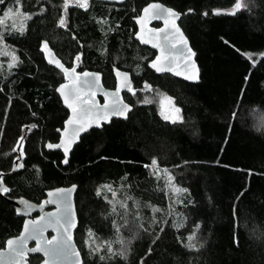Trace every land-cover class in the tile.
<instances>
[{"label":"trees","instance_id":"trees-1","mask_svg":"<svg viewBox=\"0 0 264 264\" xmlns=\"http://www.w3.org/2000/svg\"><path fill=\"white\" fill-rule=\"evenodd\" d=\"M151 2L182 14L179 24L201 70L198 83L149 68L155 52L136 40L134 18ZM234 2L89 0L87 10L70 4L67 27H61L63 0H6L33 15L23 35L5 32V41L22 63L0 69V178L9 189L3 195L41 203L46 191L77 185L75 241L83 264H264V124L257 126L252 117L264 113V0H244L248 8L235 15L213 13L231 9ZM3 9L0 5V15ZM44 40L66 66L102 73L108 88L115 87L114 67L136 79L143 76L150 85L147 91L137 88L134 95L124 92L132 105L128 118L112 119L82 136L67 166L60 151L45 149L47 142L59 141L57 129L65 115L56 92L62 75L46 63ZM154 90L174 100L180 121L164 120L156 104L144 103L143 96ZM153 159L188 190L178 205L165 181L152 174ZM16 162L20 167L11 172ZM105 184L119 199L125 194L133 198L125 201L127 211L119 200L112 212L104 199H113L107 189L97 195ZM4 196L0 249L21 232L24 221ZM149 205L164 211L154 213ZM181 222L183 227H173ZM87 229L97 243L110 241L117 252L123 239L127 261L116 256L101 262L90 256L84 243ZM192 233L197 247L187 248ZM35 257L29 264H39L41 256Z\"/></svg>","mask_w":264,"mask_h":264},{"label":"snow or ice","instance_id":"snow-or-ice-1","mask_svg":"<svg viewBox=\"0 0 264 264\" xmlns=\"http://www.w3.org/2000/svg\"><path fill=\"white\" fill-rule=\"evenodd\" d=\"M16 4H19V0H16ZM70 4H74L78 8L87 10L90 6L89 0H63L64 15L59 18V26L67 27L66 16ZM0 5H4L3 15L0 16V56L10 57L7 61L8 69L11 70L18 63H22L19 57L16 55L14 50H10V46L5 43V32L11 34L13 31H18L21 35L25 32V22L31 19V13H25L21 10V7L16 5H8L6 0H0ZM248 5L244 3V0H235L233 6L229 10L213 9V13L216 15L221 14L225 11L226 14L235 15L241 9H247ZM44 9H41L43 12ZM193 11L192 9L188 10ZM144 15L137 18V23L141 25L140 33H137V38L141 43H151L154 48H160L161 55L157 56L151 63V67L157 72L163 71H174L170 66L171 58L164 55L165 50H171L176 45H181L178 49L181 55L191 52V49L187 47V40L183 35V32L176 24V20L180 17L181 13L175 11L170 7H165L161 3H150L147 7L143 8ZM204 15H208L207 12ZM150 19H162L164 21V28L149 29L148 35L145 36L144 29L145 24ZM7 21H11V24H7ZM103 23H107L104 20ZM111 30V29H109ZM44 49L51 51L48 48L47 42L44 43ZM264 56V53H260ZM252 59V56H248ZM81 59V54H77L76 60ZM49 63H54L55 66L60 69L64 75V79L67 83L60 84L59 88L56 89L60 96L63 98L64 104L71 110V115L64 122L63 135L60 138L58 144H48L49 148H62L65 154L64 163H67V154L71 149L72 145L76 143L81 136V133L87 132L93 125L96 127L102 126V123L109 122L113 116H123L125 118L127 112L130 110V105L124 103L120 97L122 89H126L133 95L134 90L131 85V81L128 77V73L116 72L118 79L116 91L107 92L102 89L99 84L100 74L90 73L84 71L78 73L75 67H65L59 60L49 59ZM255 63V61H254ZM2 68V63H0ZM177 75L181 73L177 72ZM123 77V79H120ZM188 79H196L195 75L186 77ZM3 91V89H0ZM97 92H103L104 103L100 104L96 100ZM171 99V98H167ZM150 101L145 98L144 103ZM178 112L179 109H176ZM35 115V113H33ZM163 115V113H162ZM235 113H233V117ZM169 119L168 116L164 117ZM36 127V125H32ZM23 139V137H21ZM146 167H148L146 165ZM153 168V175H156L159 179V172L161 171L158 167L157 160L153 159L151 163ZM166 174L165 188H168L173 193L187 192V189H181L177 187L172 181L174 177L168 171V169L162 170ZM75 185L72 188H57L54 191L48 192L49 199L45 200L44 204H55L57 210L52 213H48L46 216H41L37 220L27 219L23 221V231L15 238L7 240V249L0 252V264H27L26 257L31 253H42L44 259L42 264H82L80 260V254L72 244V229L76 226V219L71 204V193L75 189ZM123 187V185H122ZM101 189H107L112 193L111 200L105 195L104 199L112 206V212L116 213V197L117 192L112 188L110 184L102 185L101 188L97 189V195L101 194ZM9 189L0 184V192H8ZM133 199L131 196L125 194V199L120 201V207L127 211L128 205L126 200ZM179 202V201H177ZM20 203L25 205L24 214L27 215L31 211L32 205L27 201L21 199ZM152 207L154 213L163 212L164 210ZM139 207V204H137ZM174 210L171 204L167 210V214L171 215ZM153 224L157 223V219L154 216L152 218ZM166 222V221H165ZM183 222L174 223L173 227L177 229L183 227ZM48 227H51L56 233L51 239L44 236V232ZM140 228H144V224L140 223ZM198 227V226H197ZM119 232V228L116 229ZM147 231V229H145ZM88 239L84 241L88 248V254L92 257H97L99 261L112 260L114 257L119 256L121 259L127 261L129 248L126 246L125 241L120 239L118 242L121 245L119 252L114 251L110 241H101L97 243L95 234L91 229H87ZM195 239V233L188 236V243L185 245L187 248H196L197 245L193 243ZM29 240L36 241L35 248H28L27 243ZM238 243V242H237ZM202 246V245H201ZM106 249V251H105ZM151 252V249H149ZM35 259H40L35 257ZM143 264V261L140 262Z\"/></svg>","mask_w":264,"mask_h":264},{"label":"water","instance_id":"water-1","mask_svg":"<svg viewBox=\"0 0 264 264\" xmlns=\"http://www.w3.org/2000/svg\"><path fill=\"white\" fill-rule=\"evenodd\" d=\"M106 1H117V2H119V1H121V0H106ZM151 3H161V2H151ZM149 4H150V3H149ZM161 4H163V3H161ZM163 5H164L165 7H169V6L165 5V4H163ZM147 6H148V5H146L145 7H147ZM170 8H172V7H170ZM172 9H173V8H172ZM174 10H175V9H174ZM175 11H176V10H175ZM142 15H144V13H143V9L141 10V13H140L139 16H142ZM139 16H137V17L134 18V23L136 24V27H137V31H136V33H135V38H136V40L140 43L141 46L148 47V48H150V49H152V50H154V51L156 52L155 57H154V58L148 63L149 68H150L154 73H156V74H158V75L169 74V75H171V76H173V77H175V78L181 79V80H183V81H185V82H188V83H192V84H196V83H198V82L200 81L201 70H200V67H199L198 62L196 61V54H195V55H191V53H186V55H181L180 52L178 51V49H179L180 47H182L181 45H176L175 48H173V49H171V50H167V49H166V50H165V53H164V55H167V56H169V57L171 58V64H170V66L174 69V71H163V72H157L154 68L151 67V63H152V61H154V60L156 59L157 56H160V55H161V50H160V48H154V47L152 46L151 43H148V44L141 43L140 40L137 38V35H136V34H137V33H140V31H141V25H140L139 23H137V18H138ZM181 17H182V14H181L180 17L176 20V24H177V26L180 28V30L183 32V35H184V37H185L186 40H187V47L191 49V52H192V53H195V51H194V50L192 49V47H191V43H190L188 37L186 36V34L184 33L183 29L181 28V26H180V24H179V21H180ZM155 22H159V23L161 24V26H160V27H155V26H153V24H154ZM164 27H165V25H164V21H163L162 19H150V20H148V21L146 22V24H145L144 34H145V36H147V35H148V30H149V29L164 28ZM45 42H47V41H46V40L42 41L41 50H42V52H43L44 59H45L46 63H47L49 66H51V67L57 69L58 71H60V72L62 73V71H61L60 69H58V68L55 66L54 63H52V64L49 63V59L51 58V59H54V60H59V61L65 66V67H67V66H66V65L62 62V60L58 57V55H57L56 52L53 50V48H51V46L49 45L48 42H47V44H48V48L51 49V51L49 52V51H47L46 49H44V43H45ZM86 71H87V72H90V73H98V74H100L99 84H100V86L102 87V89H103L104 91H107V92H114V91H116V87H117V83H118V79H117V76H116V72H117V71H119V72H121V73H125V72L128 73V77H129V79H130V81H131V85H132L133 90H136V89H137V86L135 85L134 81L132 80L131 73L128 72V71H125V70H122V69H119V68H116V67L113 68V73H114L115 81H116V83H115V87H114V88H107V87L104 86L103 81H102V73L97 72V71H90V70H86ZM177 72H179V73H181V74H180V75H177V74H176ZM78 73H79V72H78ZM81 73H82V72H81ZM192 75H195V76H196V79H188V78H186V77H188V76H192ZM120 79H123V77H120ZM62 83H67V81L64 79V82H62ZM62 83H61V84H62ZM59 86H60V84L57 86V88H59ZM149 87H150V85H149V83L147 82V80H143V82H142L141 85H140V89H142V90H144V91H147ZM57 88H56V89H57ZM56 92H57V91H56ZM124 92H128V91H127L126 89H122L119 95H120V97L122 98V100L124 101V103L130 105V104H129L128 102H126L125 99H124V95H123ZM128 93H130V92H128ZM57 94H58V96L61 98V100H62V102H63V106H64L65 108L69 109V108L64 104L63 98L60 96L59 92H57ZM100 98H103V100H104L103 92H97V94H96V100H97L99 103H100ZM103 103H104V102H103ZM103 103H100V104H103ZM69 111H70V115H71V110L69 109ZM131 111H132V105H130V110H129V111L127 112V114H126V117H127V118H128V115L130 114ZM70 115H69V116H70ZM127 118H125V117H123V116H113V117L111 118V120H112V119H123V120H126ZM67 119H68V118H67ZM111 120H110V121H111ZM110 121H109V122H110ZM109 122H104V123H102V126H103V124H106V123H109ZM102 126H100V127H96L95 125H93L91 128H89V129L87 130V132L81 133L80 139L82 138V136H84L85 134H87V133L90 132L91 130H93V129H101ZM58 132H59V134H60V138H61L62 135H63V129H58ZM60 138H59V141H58L57 143L47 142V143L45 144V149H46L47 151H60V152L62 153V155H63L62 163H63L64 166H67L68 163H69V160H70L71 152H72L74 146L80 141V139H79L76 143H74V144L72 145L71 149L69 150V152H68V154H67V161H68V162H67V163H64L63 161H64V159H65V154H64V151H63L62 148H55V147H54V148H49V147H47L48 144H53V145L58 144V143L60 142ZM19 167H20V163H19V162H16V163L14 164L13 169H12L11 172L17 171V170L19 169ZM0 184H2L4 187H7L6 184L4 183V181H3L1 178H0ZM72 186H73V185H71V186H67V187H58V188L69 189V188H72ZM75 186H76V187H75V189L72 191V193H71V197H70V199H71V204H72V209H73L74 216H75V219H76V226L71 230V231H72V241H71V242H72L73 246H74V247L77 249V251L79 252V254H80V257H79V258H80V260L82 261V264H83V263H84V260H83L82 254H81V252H80V250H79V248H78V246H77V244H76V241H75V232H76V230H77V228H78V225H79L78 214H77L76 203H75V197H76V193H77V189H78V188H77V185H75ZM55 189H57V188H55ZM55 189H51V190L46 191V197L42 200L41 203L33 202V201H31V200H29V199H27V198H25V197H18V198H9V197H5V196L3 195L4 192H0V196H4V198H5L10 204L13 205V207H14V209H15L16 214H17L18 217H23V218H25V220H27V219L37 220V219H39L41 216H46L48 213H52V212H55V211L57 210V206H56L55 204H44V203H43L45 200L49 199V197H48V192H50V191H54ZM21 199L27 201L29 204L32 205L31 211L28 212L27 215L24 214V212H25V205L22 204V203H20ZM49 208H51V210H49ZM33 215H37V216H36L35 218H31ZM22 231H23V225H22L21 232H22ZM21 232H20V233H21ZM20 233H19V234H20ZM49 233H51V236H49ZM19 234H18V235H19ZM18 235H17V236H18ZM56 235H57V233H56L51 227H48V228L46 229V231L44 232V236H45L46 238H48V239H51L53 236H56ZM17 236H13V237H10V238H8V239L15 238V237H17ZM8 239H7V240H8ZM6 242H7V241H6ZM32 243H34V246L31 247L30 245H31ZM7 247H8V246H7V243H6V244H5V247L2 248V249H0V252L5 251V250L7 249ZM27 247L30 248V249H31V248H35V247H36V241H35V240H29L28 243H27ZM35 255H40V256L44 259L42 253H31V252H30V253L28 254V256L26 257L27 264H29V258H30V256H35ZM40 264H42V261L40 262ZM69 264H72V262L70 261Z\"/></svg>","mask_w":264,"mask_h":264},{"label":"rangeland","instance_id":"rangeland-1","mask_svg":"<svg viewBox=\"0 0 264 264\" xmlns=\"http://www.w3.org/2000/svg\"><path fill=\"white\" fill-rule=\"evenodd\" d=\"M2 15H0V16H2ZM6 23L10 25L11 21H7ZM26 23H27V21L25 22V26H26ZM5 43L8 45V43L6 41H5ZM10 50H14V49L10 48ZM9 59H10V57L0 56V63H2V68H0V69H5L7 71L9 70L8 66H7V61ZM115 61H118V59H116ZM138 69H140V68H138ZM136 73H137V75L141 74L140 71L136 72ZM145 98H147V100L150 101L149 103H154L159 107V113L164 120H168L170 122H177V121H180L182 119V113H181L180 108L175 104L174 100L170 96H168L167 94H165L159 90H154L150 94L143 96L144 101H145ZM167 98H171V99H167ZM176 109H179V111L177 112ZM162 113H163V115H162ZM165 116H168L169 119H165L164 118ZM252 117H253L254 123L257 126H261L259 124H264V113L257 112L255 114H253ZM151 169L153 171V168H151ZM159 169L161 170L159 172V178H162L165 181L166 174L162 171L163 169H161V168H159ZM172 183H174L177 187L181 188L180 186H178L175 183L174 180L172 181ZM168 190H169L168 192L170 194L172 193L174 204L178 205L179 203H181L182 196H183L184 192L173 193V192H171L170 189H168ZM119 200L121 201V199H119L117 196L116 197V203H118ZM177 201H179V202H177Z\"/></svg>","mask_w":264,"mask_h":264},{"label":"flooded vegetation","instance_id":"flooded-vegetation-1","mask_svg":"<svg viewBox=\"0 0 264 264\" xmlns=\"http://www.w3.org/2000/svg\"><path fill=\"white\" fill-rule=\"evenodd\" d=\"M153 26H155V27H160L161 26V24L159 23V22H155L154 24H153ZM154 51V50H153ZM155 52V51H154ZM155 55H156V52H155ZM155 55H154V57H155ZM63 62V61H62ZM67 67H69V66H67ZM72 67H75V66H72ZM76 68V67H75ZM76 71L77 72H79V73H81V72H84V71H79V70H77V68H76ZM86 71V70H85ZM61 75H62V80H61V82H60V84L62 83V82H64V75H63V73H61ZM132 77V80L134 81V83H135V85L137 86V88H140V85H141V83L143 82V80H146V79H144L143 78V76H140V77H138L137 79L136 78H134L133 76H131ZM105 86V85H104ZM106 87V86H105ZM108 88V87H107ZM114 88V87H113ZM59 102H60V105H61V107L63 108V115H65V119H64V122L67 120V118L69 117V115H70V111H69V109H67V108H65L64 106H63V102H62V100H61V98L59 97ZM104 102V100H103V98H100V103H103ZM63 126H64V123H63ZM63 126L61 127V128H59V129H63ZM57 132H58V129H57ZM59 133V132H58ZM59 138H60V134H59ZM49 210H51V208H49ZM37 215H33L31 218H35ZM24 220H25V218H24ZM49 236H51V233H49ZM31 247L32 246H34V243H32L31 245H30ZM5 247V246H4ZM3 247V248H4ZM2 249V248H1ZM35 256H40V255H35ZM35 256H30V258H29V263H30V260H31V258L32 257H35ZM42 258V257H41ZM43 260V258L41 259V261ZM40 261V262H41ZM40 262H39V264H40Z\"/></svg>","mask_w":264,"mask_h":264}]
</instances>
